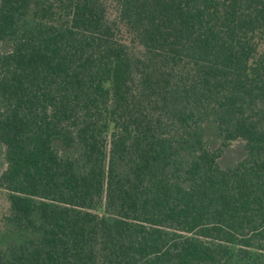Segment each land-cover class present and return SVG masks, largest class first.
I'll return each mask as SVG.
<instances>
[{
  "label": "trees",
  "instance_id": "1",
  "mask_svg": "<svg viewBox=\"0 0 264 264\" xmlns=\"http://www.w3.org/2000/svg\"><path fill=\"white\" fill-rule=\"evenodd\" d=\"M0 192V264H264V0H0Z\"/></svg>",
  "mask_w": 264,
  "mask_h": 264
},
{
  "label": "rangeland",
  "instance_id": "2",
  "mask_svg": "<svg viewBox=\"0 0 264 264\" xmlns=\"http://www.w3.org/2000/svg\"><path fill=\"white\" fill-rule=\"evenodd\" d=\"M212 145H215L214 143ZM243 150L240 145L233 146L230 151H228L225 155V161L226 162H233L237 158H239L243 153ZM7 200H6V195L2 192H0V218L7 208Z\"/></svg>",
  "mask_w": 264,
  "mask_h": 264
}]
</instances>
